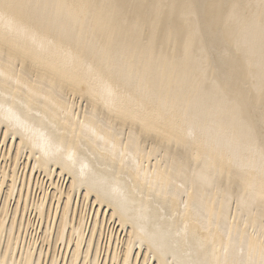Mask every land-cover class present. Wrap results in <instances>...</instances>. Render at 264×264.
Instances as JSON below:
<instances>
[{
  "label": "bare ground",
  "instance_id": "bare-ground-1",
  "mask_svg": "<svg viewBox=\"0 0 264 264\" xmlns=\"http://www.w3.org/2000/svg\"><path fill=\"white\" fill-rule=\"evenodd\" d=\"M258 2L15 0L16 27L0 23V264H259ZM53 131L64 151L39 146Z\"/></svg>",
  "mask_w": 264,
  "mask_h": 264
},
{
  "label": "snow or ice",
  "instance_id": "snow-or-ice-1",
  "mask_svg": "<svg viewBox=\"0 0 264 264\" xmlns=\"http://www.w3.org/2000/svg\"><path fill=\"white\" fill-rule=\"evenodd\" d=\"M259 7L262 13V21H264V0H259L257 5H248L247 7ZM20 7L19 4L15 3V0H0V23H3L6 28H14L16 27L14 18L11 15V12L14 8ZM81 7H90V5L84 4ZM233 8L239 7V5H233ZM127 23H131L137 30L141 29V25L139 22L134 20H128ZM10 103V99L6 101ZM0 108H4V104H0ZM8 115L5 117L9 120L10 123L15 122L16 126L23 129L24 131H32V128L27 120H21L20 116L16 115L12 112L11 108L6 109ZM55 135L54 131L50 133H41V138L43 143L39 146L42 147L44 150H48L49 148L55 147L56 151H64L65 149L59 145H54L53 143V136ZM249 135L250 137L255 140L258 136L260 139V143L262 145V151H264V111H262L260 116V124L259 128L257 129L254 126L249 127ZM68 158L71 160L74 158V154L71 150H68ZM86 167V166H85ZM129 248H131V244H129ZM127 264V262H125ZM247 264H256V261L252 260L251 258L248 260ZM259 264H264V258L259 261Z\"/></svg>",
  "mask_w": 264,
  "mask_h": 264
},
{
  "label": "rangeland",
  "instance_id": "rangeland-1",
  "mask_svg": "<svg viewBox=\"0 0 264 264\" xmlns=\"http://www.w3.org/2000/svg\"><path fill=\"white\" fill-rule=\"evenodd\" d=\"M37 192H39V191H37ZM32 230V229H31Z\"/></svg>",
  "mask_w": 264,
  "mask_h": 264
}]
</instances>
